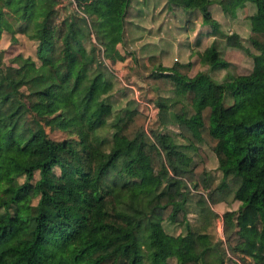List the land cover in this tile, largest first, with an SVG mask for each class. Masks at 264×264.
<instances>
[{
  "label": "trees",
  "instance_id": "obj_1",
  "mask_svg": "<svg viewBox=\"0 0 264 264\" xmlns=\"http://www.w3.org/2000/svg\"><path fill=\"white\" fill-rule=\"evenodd\" d=\"M130 1L0 0V43L4 34L36 43L35 58L16 53L3 65L0 53V264H264V78L252 70L219 82L174 60L142 77L157 92L154 118L135 98L115 107L107 60L125 59L117 44ZM166 3L191 10L185 27L196 10L209 34L254 60L264 55V0H218L230 17L254 4L247 39L255 53L221 29L212 0ZM205 52L210 69L229 65L214 42ZM9 95L18 98L13 107ZM46 127L66 135L53 139ZM200 143L214 153L219 177ZM49 172L71 182L74 205L46 206L57 191ZM245 182L247 199L219 215L214 204L238 199ZM219 216L223 238H214ZM175 227L184 230L178 253Z\"/></svg>",
  "mask_w": 264,
  "mask_h": 264
},
{
  "label": "rangeland",
  "instance_id": "obj_2",
  "mask_svg": "<svg viewBox=\"0 0 264 264\" xmlns=\"http://www.w3.org/2000/svg\"><path fill=\"white\" fill-rule=\"evenodd\" d=\"M141 7L138 6V9L148 10L151 14L154 10L153 4L149 0H145L144 3H140ZM133 6H136V2L132 1V5L128 7L126 19L127 22L125 24V32L123 42L119 43V49L123 52L122 54L127 55V59L109 61L107 60L108 65L113 69L116 79L115 88L116 91L112 94L113 104L115 107H119L124 105L128 98H135L138 100V107L145 110V112L151 117L154 118L155 108L153 106V100L157 95V92L149 87V85L142 80V77L150 72V70L156 66L158 60L163 63H170L174 54H178V59H185L188 53V47L190 54L193 55L192 66L189 71V75H193L197 71H207L210 75L219 82L228 81L229 83L235 82L237 76L248 74L250 71L254 70L258 74H260L264 78V55L258 57L256 60L252 58L250 54L242 48H236L232 46H228L225 44V39L223 35L217 33L215 36H208V32H210V27L200 26L203 24L201 14L193 10L191 14V19L197 23L199 27L200 33L202 35L199 37L200 40L198 43L192 40V42H188L190 40L189 34L187 37L183 35V33H175L176 26H182L179 30H189L192 27H185L184 23L187 19V16L191 12V10H185L181 7L172 9L170 7H165L159 12L160 24L155 26V31L158 33L160 37L156 40L152 37H146L142 40H138L137 38H132V31L135 30L136 34H147L146 32H142L139 28H135L129 26L128 19L136 13V10ZM211 12L214 18L220 19L221 29L224 32H237L241 36L242 43L245 47L249 48V50L255 53V50L251 47L247 35L249 31V23H248V15L255 11V6L252 3H246L244 6L238 8L237 14L235 17H230L228 14H220V6L218 4V0H213L210 6ZM196 20V21H195ZM160 28V30H159ZM148 32L152 31V28L147 30ZM180 34V38L176 35ZM207 34V35H206ZM5 40L3 39L0 43V53L2 57L3 65L9 63V60L16 53H23L27 55H31L35 58V46L36 43L32 40L27 39L25 36L18 34L15 41H11L9 39L8 34H4ZM175 36V38H173ZM160 38V39H159ZM147 39L149 42H144ZM171 39L175 42L177 46H173L171 43ZM161 42L158 52H155L157 57L152 59L139 57L141 55L148 54V50H152L150 47L156 44L154 42ZM211 42L215 43L216 48L220 52V56H222L226 61L229 62V65L226 67H220L217 69H210L207 58L208 54L205 52L207 47ZM142 43V44H141ZM189 43V44H188ZM125 52V53H124ZM6 86H1V92L6 91ZM10 94V92H9ZM8 107H13L16 102H18V98L14 96V98L9 95L8 96ZM230 101L227 100L226 103ZM23 102V101H21ZM25 102V101H24ZM26 103V102H25ZM30 108L41 114L45 112V108L38 104H29ZM192 122L194 125L197 124V119L193 118ZM170 129L172 131H177L176 125H170ZM211 129L212 132L218 136L221 140H225L227 138V133L223 131L220 126L216 125L214 120L211 121ZM46 132L53 139H61L66 133L60 130H50L46 127ZM115 143L119 144L122 142L121 139L115 138ZM203 153L206 156L205 166L207 169L212 171V173L219 177L220 172L216 169L217 160L215 158L214 153L203 143H200ZM195 161L198 160L196 156H194ZM58 171V170H57ZM38 175L36 174V177ZM49 176L54 179L57 183V191L54 194V201H46L45 204L49 208H54L56 204L62 203L66 205H74L76 203V197L71 193L72 184L66 178H62L55 173L49 172ZM243 191L240 193V196L236 201H244L247 199L248 192L252 189L251 182H245ZM34 202L36 199L33 200ZM187 219L190 222H197L198 217L193 214H187ZM211 232L214 234V238H223L222 231V219L220 217L215 218L212 227L210 228ZM182 227H175L171 230V242L173 245V249L176 253H178L184 244V240L182 238L181 233L183 232ZM248 264V263H245Z\"/></svg>",
  "mask_w": 264,
  "mask_h": 264
},
{
  "label": "crops",
  "instance_id": "obj_3",
  "mask_svg": "<svg viewBox=\"0 0 264 264\" xmlns=\"http://www.w3.org/2000/svg\"><path fill=\"white\" fill-rule=\"evenodd\" d=\"M132 1L133 0H131L130 1V5H132ZM144 1L145 0H134V2H136V6H133L134 8H135V10H136V13H134V15H132L129 19H128V23H129V26H132V27H134V29L135 28H139L140 30H142V32H146L147 34H150V35H145V33H143V34H136L135 33V30L134 31H132L131 32V34H129V31H128V35L130 36V35H132V38H134V39H138V40H142L143 38H146V37H152V38H155V40L158 38V37H160L159 35H158V33H156V31H155V26L158 24H160V19H159V12H161V10L163 9V8H165V7H167V3H166V0H149L152 4H153V6H154V10H153V12L150 14L149 13V11L147 10H144V9H138V6H140L141 4V2H143L144 3ZM212 2H213V0H212ZM212 4V3H211ZM211 4H210V6H211ZM210 6H209V9H210ZM220 6V5H219ZM141 7V6H140ZM177 8H179V7H177ZM175 9V8H174ZM187 11V10H186ZM210 11H211V9H210ZM211 14H212V12H211ZM220 14H226V13H224L222 10H221V7H220ZM212 16H213V14H212ZM189 18V16H187V19ZM186 19V20H187ZM217 21H219V22H221V20L219 19L218 20V18H215ZM196 21V20H195ZM183 26V25H182ZM182 26H176V29L177 30H175V33L176 32H178V33H183V35L185 36V37H187L188 36V34H189V36H191V37H189V39L188 40H190V41H188V42H192V40H194V41H196V43H198L199 42V40H200V36L202 35V33H200V31H199V27L197 26V23L195 22V25L192 27V28H190L189 30H179V28L180 27H182ZM200 26H207L206 24H202V25H200ZM150 28H152V31L151 32H148L147 30H149ZM189 28V27H188ZM159 30H160V28H159ZM177 33V34H178ZM210 32H208V36L209 35H211L212 37L213 36H215V35H212V34H209ZM207 35V34H206ZM178 38H180L179 36H180V34H178V35H176ZM241 37V36H240ZM173 38H175V36L173 37ZM160 39V38H159ZM154 40V42L156 43V44H154V45H152V47H150L152 50H148L149 52H148V54H145V55H141V56H139V57H143L144 56V58H149V59H152V58H154V57H157L158 58V56H156V54H155V52H158V49H159V46H160V44H161V42H156ZM144 42H149V41H147V39L144 41ZM171 43H172V45L174 46H177V44H176V41L174 42L172 39H171ZM142 44V43H141ZM189 44V43H188ZM119 44H117V47H118V49H119V46H118ZM189 46L190 45H187L186 47H188L187 49H188V53H187V55H186V57H185V59H178V54H174V56H173V58H172V61L170 62V63H163V62H159V60H158V62H157V64H159V63H161L162 65H170L174 60H179V61H183V62H185V61H188V60H190V61H192L193 60V55H191L190 53V51H189ZM178 47V46H177ZM120 50V49H119ZM120 52L121 53H123L121 50H120ZM125 53V52H124ZM127 59V55H126V58H125V60ZM239 203H240V201H236V199H234L233 201H231L230 203H225V202H218V203H216V204H214V206H213V209L219 214V215H221V213L222 212H224L225 210H228V209H232V208H236L238 205H239ZM220 218H221V216H219Z\"/></svg>",
  "mask_w": 264,
  "mask_h": 264
}]
</instances>
